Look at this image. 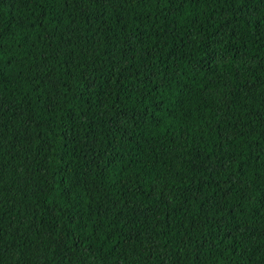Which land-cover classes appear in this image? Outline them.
Returning <instances> with one entry per match:
<instances>
[{"label":"trees","instance_id":"obj_1","mask_svg":"<svg viewBox=\"0 0 264 264\" xmlns=\"http://www.w3.org/2000/svg\"><path fill=\"white\" fill-rule=\"evenodd\" d=\"M0 264H264V0H0Z\"/></svg>","mask_w":264,"mask_h":264}]
</instances>
